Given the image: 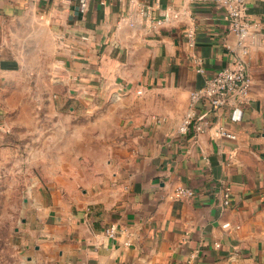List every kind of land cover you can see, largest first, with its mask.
<instances>
[{
	"label": "crops",
	"instance_id": "crops-1",
	"mask_svg": "<svg viewBox=\"0 0 264 264\" xmlns=\"http://www.w3.org/2000/svg\"><path fill=\"white\" fill-rule=\"evenodd\" d=\"M166 7L178 18L151 27ZM248 13L260 30L241 46L217 0H88L84 13L78 0H0V124L10 127L15 93L20 130L10 131L31 137L23 147L45 162L32 264H264V0H248ZM16 19L47 30L48 65L27 70L6 54ZM236 61L251 77L247 99L194 107L195 124L233 137L194 123L179 133L189 94ZM28 83L31 97L20 90ZM41 89L45 123L23 116L25 103L44 102ZM178 186L194 197L171 199Z\"/></svg>",
	"mask_w": 264,
	"mask_h": 264
},
{
	"label": "rangeland",
	"instance_id": "rangeland-1",
	"mask_svg": "<svg viewBox=\"0 0 264 264\" xmlns=\"http://www.w3.org/2000/svg\"><path fill=\"white\" fill-rule=\"evenodd\" d=\"M1 43L6 54L18 59L27 70L40 69L54 58L53 40L48 37L47 30L41 25H34L31 20L10 21L5 27ZM27 85L20 90L25 97H31L36 89L33 88L34 83ZM41 90L44 102H41L38 109L29 100L30 103L24 105L23 116L31 119L33 110L36 117L43 119L41 123H45L49 98L46 89ZM50 96L54 99L53 95ZM18 98L14 93L9 103V129H4L0 124V264H32L38 240L36 230L42 223L40 212L47 201L38 194L45 184H40L37 180V177L40 178L39 174H42L45 162L36 160V154L23 147L32 143L31 137L10 131L12 128L17 132L20 130L14 126ZM68 108L61 110L70 114ZM43 126L45 127L44 124ZM48 142L49 140L46 141Z\"/></svg>",
	"mask_w": 264,
	"mask_h": 264
},
{
	"label": "built area",
	"instance_id": "built-area-1",
	"mask_svg": "<svg viewBox=\"0 0 264 264\" xmlns=\"http://www.w3.org/2000/svg\"><path fill=\"white\" fill-rule=\"evenodd\" d=\"M28 3H39L44 0H23ZM225 10V19L229 30L237 37L239 45L243 46L244 42L250 39L253 33L260 30L259 23L252 21L248 13V0H217ZM88 0H78V8L81 13L87 9ZM178 15L173 13L171 7H166L160 17L150 19V26L153 28H160L166 24L171 23L177 19ZM186 45L193 48L195 45V31L193 28H188L185 31ZM245 54L246 51L243 50ZM197 71L203 73L201 67V60L196 59ZM251 77L249 76L245 65L241 61H236L233 65L228 66L219 72L213 73L206 77L204 85L189 94L188 110L181 120L179 126V133L184 134L189 131V127L194 123L195 114L194 107L201 101H207L212 109H219L229 104L231 101L234 103L244 102L251 88ZM195 124V123H194ZM195 132L203 133L208 129L212 130L214 135L220 137L232 138L233 136L225 131L222 127H209L207 123H197L194 125ZM195 192L187 187L178 186L170 195L171 199H191ZM229 189H224L223 205H229ZM224 228L228 224L223 225ZM108 238L113 239L116 237L117 231L114 226H110L105 230Z\"/></svg>",
	"mask_w": 264,
	"mask_h": 264
}]
</instances>
